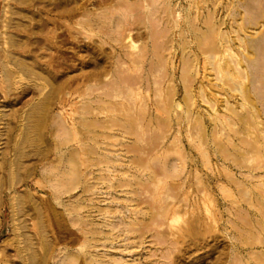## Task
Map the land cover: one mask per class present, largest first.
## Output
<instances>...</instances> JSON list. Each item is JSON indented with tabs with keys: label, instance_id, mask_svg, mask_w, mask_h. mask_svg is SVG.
<instances>
[{
	"label": "rangeland",
	"instance_id": "374dc122",
	"mask_svg": "<svg viewBox=\"0 0 264 264\" xmlns=\"http://www.w3.org/2000/svg\"><path fill=\"white\" fill-rule=\"evenodd\" d=\"M22 1L0 0V264H69L66 263L67 251H79L85 242L83 240L88 238L77 214L69 213L71 207L76 208L78 203L85 207L80 210L84 216L88 215L90 208L87 207L93 206L109 208L108 211L115 213L117 218L129 210L131 213L126 215L130 217L128 222L135 220V211L141 212L138 216L145 226L144 234L125 232L120 237L121 233L114 232L118 236L110 237V242L115 241L108 247L98 243L95 251L106 258L103 259L105 262L264 264V132L261 133L264 124H255V127L250 123L243 125L247 129L237 124L233 126L235 121L230 118L226 105L229 101L240 114H245L239 106L247 103L242 98V88L241 91H232L231 88L236 87L234 82L223 73L219 74V70L214 68L217 62H206L209 61L206 56L210 59L212 54L207 52L203 55L196 50L194 34L184 38L186 42L190 41L189 44L185 46L183 43L180 35L187 27L185 21L192 17V4L201 1ZM207 1L208 6L203 11L205 17L215 11L216 20L225 21L219 31L236 37L228 18L236 0ZM260 1L248 0L254 6V12L259 6L263 8L264 0ZM202 2L206 3V0ZM214 4H218L215 10ZM153 6L163 12L170 7V13L175 17L166 15L174 17L170 18L173 22L175 18L180 20L175 26L177 29L171 26L173 22L169 18L167 21L162 11L154 10ZM108 16L112 17V22L123 20L125 23L122 27V22L119 25L115 22L121 27L115 24L119 30H116L118 34L115 33L117 38ZM144 23L153 27L149 29ZM250 32L256 35L259 29ZM153 33L155 37L157 35L155 44V40L151 41ZM128 34L136 35L134 38L137 40L143 35L144 39L138 40V47L130 48V42L126 40ZM212 39L201 45L205 51L218 42L216 36ZM143 47L148 49L144 62L141 60L143 64H130ZM123 50L128 51L126 53L130 55L127 58L131 60L126 58ZM191 57L196 60L193 61L196 64L193 79L185 78L188 74L186 64ZM227 59L230 58L227 56ZM17 60L33 67L39 77H28L17 65ZM263 60L264 57L260 61L262 76ZM221 63L223 65V61ZM185 85L189 88L185 89ZM111 90L120 94L118 97L112 95L108 100L105 94L110 96ZM209 98L218 102L211 104ZM167 102L181 107H176L177 112L168 113ZM187 103L191 110L189 117L183 112L188 108ZM255 103L257 108L252 107V111L263 112L260 106L264 100L256 99ZM42 104L45 109L40 107ZM39 107L44 115L40 111L41 115L34 112ZM196 118L201 123L196 122ZM228 122L237 130L242 128L234 138L230 126H227L229 131L226 129ZM115 126L114 130L118 131L115 136L124 140L118 138V147H110L113 145L109 139L113 133L110 128ZM76 129L75 138L78 139L73 141V130ZM124 129L140 137L134 134L126 137L129 133L126 134ZM202 135L207 139L205 142ZM233 144L237 145L239 155L232 150ZM73 150L77 151L76 160L79 162L76 175H81L77 190L68 188L76 183L73 181ZM110 151L119 152L123 157H119L123 159L122 163L115 164L110 157L107 158ZM88 159L97 166H92ZM100 162H109L106 163L109 166L121 164L113 172ZM121 172H128V175ZM90 185L97 187L98 191L94 188L90 191ZM90 198L94 201L91 202ZM119 209L123 210L121 215ZM91 211L90 223L114 221V215H102L106 217L102 219L96 210ZM74 239H78L77 243ZM84 257L86 255L82 254L70 264H86Z\"/></svg>",
	"mask_w": 264,
	"mask_h": 264
},
{
	"label": "bare ground",
	"instance_id": "6f19581e",
	"mask_svg": "<svg viewBox=\"0 0 264 264\" xmlns=\"http://www.w3.org/2000/svg\"><path fill=\"white\" fill-rule=\"evenodd\" d=\"M22 1V0H21ZM106 1V0H105ZM104 1V2H105ZM149 1V0H148ZM151 1V0H150ZM166 1V0H165ZM164 1V2H165ZM201 2H202V0H200ZM216 1V0H215ZM214 1V2H215ZM221 1V0H220ZM260 1V0H259ZM22 2H24V1H22ZM21 2V3H22ZM94 2V1H93ZM100 2V1H99ZM102 2V1H101ZM104 2H103V4H104ZM106 2H108V1H106ZM167 2V1H166ZM198 2V1H196V2H193V4H192V17H194V18H187V19H189V21H187L186 19V23H185V25L187 26L186 27V29H183L182 30V34L180 35L181 37H182V39H183V43L185 44V46L187 45V44H189L190 43V41L188 42V40H187V42H186V40H184V38L186 37V36H189V34H194V38H195V41L194 42H196V45L198 46V48L196 47V50L198 51L199 50V53L200 52H202V53H204L203 55H205V53H207V52H209L210 54H212V56H210V57H212V58H210L209 59V57L208 56H206L207 58H206V60H209V61H206L207 63L208 62H210V61H216L217 63H216V65L214 66V68H217L216 70H219V74L221 75L222 73H223V75L224 76H227V78H228V80L229 81H233L234 83V85L233 86H236L235 88H231V90L232 91H234V90H240L241 91V88H242V93H243V97L242 98H244L246 101H247V103H245V102H243V104H241V105H239V106H241V109H242V111L244 110V113L245 114H240L238 111H237V107H234V106H232L231 104H230V102L228 101V103H227V105H226V109H227V111H229V113H230V118H232L234 121H235V123H233V126H236V124L240 127H242L243 128V125H246V124H248L249 125V123H250V125H252V126H254L255 127V124L256 125H258V124H264V103H262V106H260V108L261 107H263L261 110L263 111V112H261V111H259V110H254L255 112H253L252 111V107H256L257 108V106H256V103H255V100L256 99H263L264 100V98L262 97L263 95H264V75L262 76L261 74H260V72L263 70V68H262V65H261V60H262V58L264 57V5H263V8L261 9V7L259 6L258 8H260L261 10H258V8H256L257 9V11L256 12H254V10H253V7H252V3H249L248 2V0H236V3H234V6H233V8H232V10L230 11L231 13L230 14H228L229 15V17L228 18H230V21L232 22V24H231V27H232V29H234V33H235V36L236 37H232L231 35H230V33H226V34H222L219 30H220V28L222 27V25H224L225 24V21L224 20H220V21H217L216 20V17L214 16V13H215V11L212 13V14H208L209 16H207V17H205V15H204V13H203V11H204V9L205 8H207V0H206V3L205 2ZM261 2V1H260ZM153 3V2H152ZM192 3V2H191ZM217 3V2H216ZM255 3V2H254ZM97 4V3H96ZM100 4V3H99ZM123 4V3H122ZM150 4V3H149ZM154 4H156V2H154ZM210 4V3H209ZM211 4H212V2H211ZM256 4H257V2H256ZM261 3H259V5H260ZM153 5V4H152ZM152 5H150V7H152ZM148 6V5H147ZM155 6V5H154ZM153 6V9L156 7H154ZM214 6V10H215V7H217L218 6V4H217V6L214 4L213 5ZM228 6V5H227ZM80 7V6H79ZM159 6H157L156 8H158ZM162 7V6H161ZM224 7V6H223ZM226 7V6H225ZM77 8V7H76ZM83 8V7H82ZM128 8V7H127ZM154 9V10H158V11H160V8L159 9ZM182 8V7H181ZM229 8V7H228ZM124 9V8H123ZM150 9V8H149ZM149 9H148V11H149ZM162 9V8H161ZM165 9V8H164ZM169 9H170V7H169ZM169 9H167V11H165V12H163V10H161L163 13H164V16H167V21H168V18L170 19H173L174 17H175V15L173 14V13H170V10ZM186 9V8H185ZM255 9V8H254ZM120 10V9H119ZM152 9H150V11H151ZM154 10H152L151 12L152 13H154L155 11ZM213 10V9H212ZM74 12V14H75V10H73ZM91 11V10H90ZM160 11V12H161ZM173 11V10H172ZM175 11V10H174ZM191 11V10H190ZM78 12V11H77ZM140 12V11H139ZM142 12V11H141ZM151 12H149L151 15H152V13ZM168 12V13H167ZM188 12H189V10H188ZM225 12H227V11H225ZM82 13V12H81ZM90 14H91V12H89ZM89 13H87L88 15H90ZM137 13V12H136ZM156 13V12H155ZM158 13V12H157ZM163 13H162V15H163ZM217 13H218V11H217ZM246 13V14H245ZM84 14V13H83ZM85 14H86V11H85ZM105 14V13H104ZM124 14V13H123ZM127 14V13H126ZM150 14H148V15H150ZM160 14V13H159ZM166 14H172V15H174V17L172 18V16L171 17H168L169 15H166ZM190 14V13H189ZM243 14H244V16H243ZM69 15V14H68ZM87 15V16H88ZM117 15V14H116ZM147 15V14H146ZM161 15V16H162ZM106 16V15H105ZM109 17V16H108ZM108 17H106V18H108ZM116 17V16H115ZM153 17H154V14H153ZM156 17V16H155ZM158 17V16H157ZM160 17V16H159ZM177 17V16H176ZM178 17H180V16H178ZM182 17V16H181ZM89 18H90V16H89ZM95 18H97V17H95ZM104 17H102V20H104L103 19ZM110 18V17H109ZM112 18V17H111ZM108 19V20H111V22H112V19ZM162 19H163V17H161ZM113 19H115L114 17H113ZM116 19H117V17H116ZM115 19V20H116ZM119 19V18H118ZM139 19V18H138ZM138 19H136V20H138ZM170 19V20H171ZM92 20V19H91ZM107 20V21H108ZM119 20H122V19H119ZM148 20V19H147ZM159 20H161V19H159ZM175 21L173 22V20H171L172 22H173V24L174 25H171V26H173L174 27V29L176 28L175 26H176V24L177 25H179V21L177 20V18H175L174 19ZM123 21V20H122ZM122 21H120V22H122ZM127 21V20H126ZM95 22H97V21H95ZM110 22V21H109ZM108 22V24L109 25H111V23H109ZM116 21H113L112 22V25H113V29L115 30H112L113 31V34H114V37H116L115 36V33L116 34H118L117 33V31L116 30H118L117 28H115L116 27V25L118 24H120V22L119 23H115ZM137 22V21H136ZM161 22V21H160ZM172 22H170V23H172ZM88 22H86V24H87ZM123 23L124 22H122L121 24V26L123 27ZM130 23V22H129ZM150 23V22H149ZM149 23H148V25H146V23H144L145 24V26L147 27V28H151V27H153V25L152 26H150L149 25ZM165 23V22H164ZM170 23H169V25H170ZM184 23V22H183ZM182 23V24H183ZM92 23H90V26H94L93 24L91 25ZM105 24V23H104ZM116 24V25H115ZM131 24H132V22H131ZM151 24V23H150ZM167 25H168V23H166ZM96 25V24H95ZM106 25V24H105ZM117 25V27L118 28H121L120 26H118ZM128 25V24H127ZM159 26H160V23L158 24ZM45 26V25H44ZM124 26H125V23H124ZM184 26V25H183ZM87 27H88V25H87ZM106 27V26H105ZM108 27V26H107ZM110 27V26H109ZM130 27V26H129ZM154 27H155V25H154ZM178 27V26H177ZM182 27V26H181ZM189 27V28H188ZM261 27H263V29H261ZM157 28V27H156ZM169 28V27H168ZM188 28V29H187ZM74 29V28H73ZM123 29V28H122ZM153 29V28H152ZM177 29V28H176ZM254 29H259V32H258V34H256V35H253L251 32H250V30H254ZM42 30V29H41ZM93 30V29H92ZM170 30H171V28H170ZM180 30V29H179ZM73 31V30H72ZM75 31V30H74ZM77 31V30H76ZM119 31V30H118ZM153 31V30H152ZM159 31V30H158ZM169 31V30H168ZM122 32V31H121ZM150 33H151V31H149ZM120 33V32H119ZM76 34H78V33H76ZM106 34H107V32H106ZM165 34V33H164ZM168 34V33H167ZM166 34V35H167ZM112 35V34H111ZM153 35V37L151 36V39L153 38V40H151V41H154L155 40V38L157 37V35H156V37H155V35H154V33L152 34ZM178 35V34H177ZM109 36H110V34H109ZM150 36V35H149ZM162 36V35H161ZM212 36H213V38L216 36V40L218 41L217 43H214L215 45H211L210 47H209V50L207 49V51H205L204 50V48H203V46H201V45H203L206 41H210V39H212ZM114 37H112V38H114ZM119 37V36H118ZM134 37H137L136 35L134 36ZM132 35H130V34H128V35H126V40L128 39V41L130 42V45L128 46V47H130V48H135L136 46H137V42H138V40L140 41V40H142V39H144V37H143V35H141L140 37H139V39L137 40V38H134ZM165 37V36H164ZM172 38H173V36H171ZM117 38V37H116ZM169 38V37H168ZM134 39H136L137 41H135ZM147 39V38H146ZM157 39V38H156ZM162 39H165V38H162ZM112 40H114V39H112ZM117 40V39H116ZM115 40V41H116ZM123 40V39H122ZM125 40V41H126ZM213 40V39H212ZM215 40V41H216ZM156 41L157 40H155V42H154V44L156 43ZM168 42V41H167ZM214 42V41H213ZM125 43V42H124ZM124 43H123V46L122 47H124L125 45H124ZM169 44L171 43V42H168ZM120 44H121V42H120ZM129 44V43H128ZM146 44V43H145ZM166 44V43H165ZM122 45V44H121ZM153 45V44H152ZM157 45V44H156ZM171 45V44H170ZM191 45V44H190ZM195 45V46H196ZM206 45V44H205ZM31 46V45H30ZM127 46V45H126ZM120 47V46H119ZM122 47H120V48H122ZM138 47V46H137ZM142 47V46H141ZM152 47H154V45L152 46ZM159 47V46H158ZM168 47V46H167ZM190 47V46H189ZM206 47V46H205ZM126 47H124V49H125ZM191 48V47H190ZM239 48H241L240 50H239ZM157 49V48H156ZM147 47H143V48H141L140 49V52H139V54L137 55V57H133V55L131 54V56L134 58V59H132L133 60V62H129L130 64L132 63L133 65H136V64H139L140 62L142 63V61L141 60H143V62H144V59H145V57L147 56ZM154 51H155V49H154ZM165 51V50H164ZM121 52H122V50H121ZM123 52H124V54L126 53V52H128V51H124L123 50ZM149 52V51H148ZM166 52V51H165ZM171 52V51H170ZM185 52V51H184ZM208 53V54H209ZM218 53H221V54H219V55H217ZM122 54V53H121ZM163 54V53H162ZM172 54V53H171ZM185 54H186V52H185ZM128 55H130V54H127L126 53V58H127V56ZM154 55V54H153ZM225 55H227L230 59H227V56H225ZM122 56H123V54H122ZM130 56V57H131ZM149 56V55H148ZM197 56V55H196ZM226 57V61L223 59V57ZM124 57V56H123ZM131 57V58H132ZM16 58V57H15ZM129 58V57H128ZM127 58V59H128ZM153 58V57H152ZM162 58V57H161ZM126 59V60H127ZM196 59H197V57H196ZM129 60H131L130 58H129ZM158 60V59H157ZM188 60V59H187ZM186 60V61H187ZM164 61H165V59H164ZM172 61V60H171ZM193 61H195L196 62V60H194V59H192V57L187 61V64L186 65H188V69H186V71H187V73L188 74H186L187 76L185 77V78H187V77H189V78H192L193 77V74H194V72H196V69H195V65L196 64H194L193 63ZM221 61H223V65H222V63H221ZM264 61V60H263ZM169 62V61H168ZM17 65L24 71V73L28 76V77H31V76H35V77H39L38 76V74L37 73H35V70H34V68L33 67H30V65H27L26 63H24V62H22V61H18L17 60ZM143 64V63H142ZM211 64V63H210ZM212 64H214V63H212ZM16 66V65H15ZM109 66V65H108ZM108 66H104V67H108ZM131 66V65H130ZM130 66H129V68H130ZM171 66H172V64H171ZM170 66V67H171ZM210 66V65H209ZM99 67V66H98ZM138 67V66H137ZM105 69V68H104ZM103 69V70H104ZM133 69V68H132ZM171 69V68H170ZM104 71H107V69L106 70H104ZM109 72V71H108ZM170 72V71H169ZM168 72V73H169ZM6 73V72H5ZM107 72H103V74H106ZM226 73V74H225ZM264 73V72H263ZM102 74V73H101ZM115 75V74H114ZM171 75V74H170ZM195 75H196V73H195ZM34 77V78H35ZM53 77V76H52ZM105 77H107V76H105ZM222 77V76H221ZM188 78V79H189ZM227 78H226V80H227ZM127 79V78H126ZM193 79V78H192ZM220 79V78H219ZM222 79H225V77L223 78L222 77ZM47 80H49V79H47ZM184 80V79H183ZM187 80V79H186ZM185 80V82H188V81H186ZM237 80H239V81H237ZM220 81H221V79H220ZM224 81V80H223ZM236 81V82H235ZM116 82V81H115ZM161 82V81H160ZM184 82V81H183ZM226 82V81H225ZM225 84H227V83H225ZM224 84V85H225ZM232 84V83H231ZM231 84L229 85V86H231ZM130 85V84H129ZM137 85V84H136ZM222 85V84H221ZM128 86V85H127ZM132 86V85H131ZM226 86V85H225ZM232 86V87H233ZM186 87L187 88H189L187 85H185V89H186ZM215 87V86H214ZM227 88V87H226ZM128 91L130 92V93H132L133 94V91H132V89H131V87H129L128 86ZM201 89V88H200ZM109 90V89H108ZM192 90V89H191ZM216 90V89H215ZM168 91H171V90H168ZM111 92H114V93H111ZM111 94L109 93V95L110 96H107V94H105V98H107L108 100H109V97L111 98L112 97V95L113 96H117L118 97V95L120 94L119 92H117V91H115V90H111ZM186 92H190V91H188V90H186ZM225 92V91H224ZM235 92V91H234ZM172 93V92H171ZM185 93V92H184ZM202 93V92H201ZM203 94V93H202ZM252 94L254 95V97L252 96ZM261 94H262V96H261ZM167 95V94H166ZM169 95V94H168ZM187 95V94H186ZM101 96H103V94L101 95ZM171 96V94L169 95V97ZM201 96V95H200ZM203 96V95H202ZM189 97H190V95H189ZM192 97V96H191ZM203 97H205V96H203ZM228 97V96H227ZM103 98V97H102ZM170 99H172V98H170ZM210 99V98H209ZM244 99H243V101H244ZM184 100H186V99H184ZM189 100V98L187 97V101ZM191 100V99H190ZM229 100V99H228ZM170 102H171V100H169ZM210 102H211V104H212V102H218L216 99H213V98H211L210 100H209ZM224 101H226V100H224ZM232 101V100H231ZM185 102V101H184ZM259 102H260V100H259ZM261 102H263V101H261ZM169 102H167V104H168ZM44 104V103H43ZM43 104L40 106L41 108H42V106H43ZM216 104V103H215ZM224 104H226V103H224ZM162 106V105H161ZM191 106V105H190ZM40 107L39 108H37L38 109V111H34L35 113L37 112H39L40 111ZM47 107V106H46ZM167 107H168V105H167ZM176 107H178V108H180L181 106H179V104H175V103H169V112L168 113H171L172 111L174 112H177L176 111ZM186 107V106H185ZM187 107L188 108H185L184 110L185 111H183V112H185L184 114H187L188 115V117L190 116V113H191V110H190V107H189V103H187ZM249 107V108H248ZM251 107V108H250ZM44 108V107H43ZM42 108V109H43ZM183 108V107H182ZM212 108H213V106H212ZM45 109V108H44ZM167 110H168V108H166ZM225 109V108H224ZM167 110H165V111H167ZM44 111V110H43ZM130 111V110H129ZM240 111V110H239ZM36 113V114H37ZM40 113H42L41 111H40ZM40 113H38V114H40ZM263 113V114H262ZM37 114V115H38ZM43 114V113H42ZM44 114H45V112H44ZM43 114V115H44ZM174 114V113H173ZM183 114V113H182ZM193 114V113H192ZM37 115H33V116H37ZM41 115V114H40ZM43 115H42V117H43ZM119 116V115H118ZM124 116V115H123ZM168 116V115H167ZM180 116V115H179ZM229 116V115H228ZM227 116V117H228ZM42 117L40 116V118L39 119H42ZM134 117V116H133ZM218 117V116H217ZM32 118H34V117H32ZM44 118V117H43ZM168 118V117H167ZM180 118H182V117H180ZM215 118V117H214ZM221 118V117H220ZM38 119V118H37ZM38 119V120H39ZM229 119V118H228ZM259 119H262L261 121L259 120ZM126 120V119H125ZM186 120H188V119H186ZM196 122H198V123H201V121H200V119H197L196 118ZM224 120V119H223ZM225 120H226V118H225ZM37 120H35V122H36ZM138 121V120H137ZM185 121V120H184ZM215 121H217V119H215ZM220 121V120H219ZM229 121H231V119L229 120ZM32 122V121H31ZM218 122V121H217ZM224 122V121H223ZM227 122V121H226ZM231 122H233V121H231ZM231 122H228L229 124L228 125H226V127L227 126H230L229 128H230V131L231 132H233L234 133V136H233V138L235 137V136H237V134H238V132H239V130L240 129H242V128H240L239 130H237L238 128H234L233 126H232V124H231ZM39 124L41 123L42 124V122H38ZM182 123V122H181ZM198 123H196V124H198ZM225 123V122H224ZM33 124H34V122H33ZM35 124H37V122L35 123ZM35 124H34V127H36L35 126ZM113 124V123H112ZM149 124V123H148ZM226 124V123H225ZM121 125V124H120ZM129 125V124H128ZM133 125V124H132ZM199 125V124H198ZM201 125V124H200ZM199 125V126H200ZM37 126H39V125H37ZM41 126V125H40ZM39 126V127H40ZM125 126V125H124ZM136 126H137V123H136ZM198 126V127H199ZM33 127V128H34ZM138 127V126H137ZM215 127V126H214ZM224 127H225V125H224ZM249 127V126H248ZM251 127V126H250ZM38 128V127H37ZM129 128V127H128ZM139 128H141V127H139ZM146 128V127H145ZM220 128H222V127H220ZM253 128V127H252ZM111 129V131H113V133H111L112 135L109 137V139H111L112 140V142H113V145L112 146H110V147H118V145L120 144H118L117 145V143H118V141H119V139L120 138H122V137H116L115 136V134H116V132H118V131H116V130H114V129H116V126H115V128L114 127H112V128H110ZM138 129V128H137ZM226 129H228V127L226 128ZM243 129H247V128H243ZM258 129H259V127H258ZM30 130V129H29ZM31 130H32V128H31ZM30 130V131H31ZM39 130V129H38ZM118 130V129H117ZM120 130V129H119ZM125 130V129H124ZM127 130V129H126ZM125 130V133L126 132H128V133H126V134H128V135H126V134H123L124 132H123V130H121L123 133V137L124 138H126L127 136H131V134H132V136H133V131H132V133H131V131L129 132V130L128 131H126ZM131 130H133V128H131ZM223 130H225V128L223 129ZM252 130V129H251ZM253 130H254V128H253ZM261 130V129H260ZM69 131V130H68ZM74 131V138H73V141H76L77 139H78V137H77V139L75 138L76 136H77V129L76 130H73ZM218 131V130H217ZM227 131H229V129L227 130ZM243 131V130H242ZM248 131V130H247ZM255 131V130H254ZM33 132H36V130H34ZM135 132V131H134ZM215 132V131H214ZM231 132H229V133H231ZM241 132V131H240ZM249 132V131H248ZM247 132V133H248ZM262 132H264V131H262L261 130V133ZM32 133V132H31ZM121 133V132H120ZM120 133H119V135H120ZM139 133V132H138ZM201 133V132H200ZM220 133H222V132H220ZM246 133V132H245ZM257 133V132H256ZM37 135H38V133H36ZM36 134L34 135V133H33V135L34 136H36ZM41 134V133H40ZM73 134V133H72ZM202 134V133H201ZM232 134V133H231ZM230 134V135H231ZM249 134V133H248ZM124 135H126V137L124 136ZM135 135V134H134ZM136 135H138V134H136ZM135 135V136H136ZM228 135V134H227ZM251 135V134H250ZM264 135V134H263ZM29 136H30V134H29ZM33 136V137H34ZM39 136V135H38ZM139 137H140V135H138ZM203 136V135H202ZM206 136V135H205ZM208 136V135H207ZM229 136V135H228ZM232 136V135H231ZM258 136H260V135H258ZM32 137V136H31ZM37 137V136H36ZM35 137V138H36ZM41 137V136H40ZM39 137V138H40ZM240 137V136H239ZM263 137V136H262ZM30 138V137H29ZM38 138V139H39ZM108 138V137H107ZM119 138V139H118ZM138 138V137H137ZM229 138V137H228ZM33 139V138H32ZM123 139V138H122ZM135 139V138H134ZM139 139V138H138ZM202 139H203V141L205 142V137L203 136L202 137ZM232 139V138H231ZM260 139H261V137H260ZM36 140H37V138H36ZM41 140V139H40ZM124 140V139H123ZM126 140V139H125ZM207 140V139H206ZM244 140V139H243ZM263 140V139H262ZM121 141V140H120ZM135 141H137V139L135 140ZM134 141V142H135ZM255 141V140H254ZM30 142V141H29ZM33 142V141H32ZM31 142V143H32ZM37 142L38 141H36V144H37ZM139 142H140V140H139ZM226 142V141H225ZM228 142H230L229 141V139H228ZM227 142V143H228ZM237 142V141H236ZM247 142V141H246ZM262 142V141H261ZM137 143V142H136ZM239 143V142H238ZM244 143V142H243ZM252 143V142H251ZM254 143V142H253ZM124 144V143H123ZM223 144V143H222ZM229 144V143H228ZM231 144V143H230ZM255 144H257V143H255ZM263 144V143H262ZM32 145V144H31ZM110 145V144H109ZM108 145V146H109ZM117 145V146H116ZM246 145V144H245ZM252 145V144H251ZM140 146V145H139ZM220 146V145H219ZM230 146V145H229ZM237 145L236 144H233V146H232V150L234 151V153L236 154L237 153V155H239V151H237L236 149H237V147H236ZM250 146V145H249ZM138 147V146H137ZM222 147V146H221ZM240 147V146H239ZM248 147V146H247ZM254 147V146H253ZM256 147V146H255ZM225 148V147H224ZM248 148H250V147H248ZM247 148V149H248ZM252 148V147H251ZM259 148V147H258ZM129 149V148H128ZM133 149V148H132ZM152 149V148H151ZM218 149H220V148H218ZM222 149V148H221ZM153 150V149H152ZM231 150V149H230ZM236 150V151H235ZM243 150V149H242ZM252 150V149H251ZM258 150V149H257ZM262 150V149H261ZM74 151V157L72 158L71 157V159L73 160L74 159V163H73V161L72 162H70L72 165H73V174L75 175V177L73 176V178H74V180H73V178H72V180L73 181H75L76 183L74 184L73 183V181L71 182V183H73V185H72V187H68V188H72L71 190H74V188H75V190H77L76 188L77 187H79L78 185L80 184V179H81V175L80 174H78V175H76V168H78V163L79 162H77V160H76V158H77V151L76 150H73ZM95 151V150H94ZM93 151V152H94ZM129 151H130V149H129ZM132 152H133V150H131ZM229 151V150H228ZM250 151V150H249ZM254 151H256V149L254 150ZM90 152V151H89ZM131 152V153H132ZM151 152V151H150ZM73 153V152H72ZM109 153V152H108ZM119 153V152H118ZM116 151H113V152H111L110 151V154H109V156L107 157V158H111L112 159V162H114L115 164L118 162H121L122 160H120L121 158H123L122 157V155L121 154H118ZM135 155H137V152L135 151V152H133ZM130 154V153H129ZM244 154V153H243ZM247 154H248V152H247ZM254 154V153H253ZM258 154V153H257ZM61 156V155H60ZM231 156V155H230ZM253 156H256V155H253ZM63 157V156H62ZM104 157V156H103ZM119 157H121L120 159H119ZM232 157V156H231ZM234 157V156H233ZM129 158V157H128ZM230 158V157H229ZM242 158V157H241ZM106 159V158H105ZM110 159V160H111ZM135 159V158H134ZM183 159V158H182ZM89 160V162H90V164L92 165V166H95L96 164L95 163H93L92 161H91V159H88ZM108 160V159H107ZM176 161L178 160V159H175ZM238 160V159H237ZM134 161H136V160H134ZM171 161V160H170ZM240 161V160H239ZM111 162V161H110ZM111 162V163H112ZM131 162V161H130ZM182 162V161H181ZM180 162V163H181ZM238 162V161H237ZM60 163H61V161H60ZM101 164H105L108 168H111V169H113V172H116V168L117 167H120L119 165L122 163H120L118 166L116 165V166H114V165H111V166H109L108 164H106V163H109V162H100ZM136 163V162H135ZM172 163V162H171ZM99 164V163H98ZM110 164V163H109ZM113 164V163H112ZM129 164H132V162L131 163H129ZM153 165V164H152ZM185 165V164H184ZM238 165V164H237ZM71 166V165H70ZM80 166V165H79ZM97 166V165H96ZM262 166H264V165H262ZM170 167V166H169ZM168 167V168H169ZM239 167H240V165H239ZM258 167V166H257ZM80 168V167H79ZM137 168V167H136ZM139 168V167H138ZM249 168V167H248ZM259 168V167H258ZM71 169H72V167H71ZM170 169V168H169ZM168 169V170H169ZM175 170H176V167H175ZM147 171V170H146ZM154 171V170H153ZM152 171V172H153ZM173 171V170H172ZM257 171H259V170H257ZM72 172V171H71ZM117 172H119V170L117 171ZM149 172V171H148ZM121 173H123V172H121ZM128 173V172H127ZM126 173V174H127ZM142 173H144V172H142ZM124 174V173H123ZM126 174H124V175H126ZM139 174V173H138ZM168 174V173H167ZM172 174V173H171ZM170 174V175H171ZM189 174V173H188ZM128 175V174H127ZM132 175V174H131ZM169 175V174H168ZM177 174H175V176H176ZM134 176V175H133ZM155 176V175H154ZM174 177V175L172 174L171 175V177ZM140 177V176H139ZM170 177V178H171ZM19 178V177H18ZM18 178L16 179V180H18ZM69 178V177H68ZM134 178H136V177H134ZM141 178V177H140ZM15 179V178H14ZM139 179V178H138ZM250 179V178H249ZM94 180L96 181L97 179L96 178H94ZM133 180V179H132ZM246 180V179H245ZM99 180H97V182H98ZM250 181V180H249ZM129 182V181H128ZM99 184V183H98ZM98 184H97V187H98ZM125 184V183H124ZM67 185V184H66ZM94 186H95V184H93ZM69 186V185H68ZM70 186H71V184H70ZM90 186H92V185H90ZM89 186V187H90ZM94 186H92V187H90V191H92L93 190V188H94V190L96 191V189H97V187H94ZM132 186V185H131ZM196 186V185H195ZM67 187V186H66ZM65 188V187H64ZM92 188V189H91ZM65 191H67V190H65ZM88 191V190H87ZM97 191H98V189H97ZM59 192V191H58ZM64 192V191H63ZM69 192L71 193V191H70V189H69ZM68 192V193H69ZM61 193V192H60ZM60 193L58 194V195H60ZM130 193V192H129ZM100 194V193H99ZM131 194V193H130ZM134 195V194H133ZM91 202H93L94 200H93V198H90L89 199ZM128 201H130V200H128ZM131 201H133L132 200V198H131ZM78 202H80V201H78ZM127 202V201H126ZM90 203V202H89ZM132 203V202H131ZM73 204H75V203H73ZM72 204V205H73ZM91 204V203H90ZM251 204V203H250ZM77 207L76 208H73V207H71V209L69 210V213H70V211H73L72 213H74V214H77L76 216L78 217V222H79V224H80V222L83 224V227L82 228H84L85 230H87V233L85 232L84 233V235L85 236H87L88 235V238L85 240L84 238H86V237H84L83 239V241H85L84 243H83V245L78 249L79 251H67V254H66V256H67V262L66 263H71L72 261H74L75 259H78V257H82V254L85 256L86 255V258H85V260H84V262L86 263V264H115V263H113L112 261V263L110 262H105L103 259H106L105 257L103 258L102 256H99L98 255V253L95 251V250H97L98 249V243H100L101 245H103L104 246V248L105 247H108V244L109 243H113V241H115V239L113 240V239H111V241L112 242H110V237L112 236V238H115V237H117L116 235H114L115 233L114 232H116V233H119V235H120V233H121V235H120V237L121 236H123V234H133V233H136V234H144L145 232H144V227L145 226H143V224H141V220L139 219V216L138 215H140V211H135V220H134V218L131 220V222H128L129 220L128 219H130V217L129 216H126V215H128V214H130L131 212L128 210V211H126V212H124L123 213V210H120L119 209V211H122L121 213H120V215L122 214V217L121 218H117L116 216H115V213H112V212H110V211H108V209L109 208H105V209H103V208H99V207H97V206H93V207H87V208H90V209H88L89 211H88V215L87 216H84L83 214H80V210H83V209H85V207H84V205H82L81 203H78L77 205H76ZM74 209V210H73ZM91 209H94V210H96V213H98V217H102V215L103 216H105L106 215V217H107V215H114L113 217H114V221L113 222H111V223H107V222H105V223H107V224H95V223H93L92 221H91V223L89 222V220H91V218H92V211H91ZM107 209V210H106ZM110 210V209H109ZM114 211V210H113ZM71 215V214H70ZM119 215V216H120ZM142 215H144L143 213H142ZM75 216V217H76ZM106 217H102V219L104 218H106ZM112 217V218H113ZM141 217V216H140ZM70 218V217H69ZM131 218H132V216H131ZM87 219H88V221H87ZM125 219H127V221L125 220ZM72 220H74V219H72ZM77 220V219H76ZM76 220H75V222H76ZM102 221H104V220H102ZM77 222V223H78ZM77 223H75V224H77ZM101 223V222H100ZM74 224V225H75ZM79 224H77L78 225V227L80 226L81 227V225H79ZM97 225V227L96 228H94L93 226H95V225ZM100 225V226H99ZM143 226V227H142ZM141 227H142V229H141ZM81 229V228H80ZM104 229H108L107 231L106 230H104ZM126 232V233H125ZM148 232V231H147ZM74 235V234H73ZM72 235V236H73ZM114 236V237H113ZM126 236V235H125ZM141 236V235H140ZM76 237V236H75ZM78 237V236H77ZM76 237V238H77ZM102 237V238H101ZM137 237V236H136ZM79 238V237H78ZM80 239V238H79ZM82 239V238H81ZM122 239H125V238H122ZM77 240L78 239H74V242L75 243H77ZM127 240V239H126ZM125 240V241H126ZM81 241V240H80ZM116 241H117V238H116ZM123 241V240H122ZM128 241V240H127ZM124 242V241H123ZM81 243V242H80ZM129 243V242H128ZM74 244V243H73ZM130 244V243H129ZM80 245V244H79ZM129 247V246H128ZM110 248H112V247H110ZM129 249V248H128ZM124 250H127V247L124 249ZM68 259H69V262H68ZM100 259H101V261H100ZM122 260V259H121ZM120 261V260H119ZM115 262V261H114ZM123 262V261H122ZM126 264L125 262H123V263H119V262H116V264Z\"/></svg>",
	"mask_w": 264,
	"mask_h": 264
}]
</instances>
